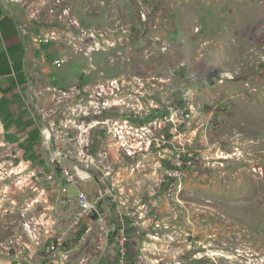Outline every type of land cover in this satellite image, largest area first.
I'll use <instances>...</instances> for the list:
<instances>
[{"label": "rangeland", "instance_id": "rangeland-1", "mask_svg": "<svg viewBox=\"0 0 264 264\" xmlns=\"http://www.w3.org/2000/svg\"><path fill=\"white\" fill-rule=\"evenodd\" d=\"M21 3H0L1 74L29 81L3 49L28 41L40 46L43 119H73L68 106L89 100L100 110L67 120L74 144L63 146L83 167L93 159L94 177L79 184L91 197L116 192L105 216L127 228L124 264H264V0ZM7 108L1 100L8 123ZM3 134L0 126V264H120L114 230L107 236L95 216L85 227L76 216L62 223L68 251L42 245L34 189L45 178L13 185L22 162Z\"/></svg>", "mask_w": 264, "mask_h": 264}, {"label": "crops", "instance_id": "crops-1", "mask_svg": "<svg viewBox=\"0 0 264 264\" xmlns=\"http://www.w3.org/2000/svg\"><path fill=\"white\" fill-rule=\"evenodd\" d=\"M27 34L31 33L28 32ZM32 36L33 35L30 37ZM0 47L2 46L0 45ZM39 48L40 46H36L35 50H32L28 41H26L25 44L24 41L19 39H13L9 43H5L3 48L4 54L7 55L12 66L16 65L20 69L19 71L21 72L22 78L29 76V81H21L19 77L20 75H16V71L13 73L6 72L1 74L2 66L0 64V101L3 99L7 100V111L9 113L8 118H11L7 123L0 115V120L3 124V130L5 132L3 137L7 139V142L11 146V150L15 151L16 157H18V162H22V164L29 169H44L48 172L51 170V165L48 162V154L42 145V126L41 120H39V118L41 119L42 117L37 113L39 98L37 97V94L35 95V90H38L36 87L37 80L39 78L37 77H41L45 81V75H39L36 70L39 66L36 59L37 56H40L38 53V50H40ZM41 57H44V53ZM40 66H42V64H40ZM44 71V73L47 72L46 68ZM38 183H41L39 188L34 190H36L35 192L39 201H43L44 210L38 211L40 215H43L40 220L42 223L44 222V224H41L38 227L41 229L40 232L43 237V241H41V243L46 247V245H48V243L54 238V234L63 229L62 223L64 222V224H67L68 219L71 220V217L75 218L79 212V205L77 201L79 187L73 184H68L64 177L59 174L53 181L43 179ZM68 185L75 187V195L70 196ZM63 188H66L67 191L62 192ZM27 189L28 190L19 192L21 193V197H29L30 189ZM10 196L14 195L11 194ZM50 198L52 201H49ZM26 204L30 205L29 202ZM75 204L76 207L74 206ZM30 211V206L26 208L22 207V214L27 215V222L29 220ZM90 220L91 217H87L85 220L80 222V225L85 227L89 224ZM25 223H22V229L27 231V228L29 229L30 226L29 222V227H26ZM110 244L114 246L112 238ZM70 247L72 246L66 245L62 250L68 251V248Z\"/></svg>", "mask_w": 264, "mask_h": 264}, {"label": "built area", "instance_id": "built-area-1", "mask_svg": "<svg viewBox=\"0 0 264 264\" xmlns=\"http://www.w3.org/2000/svg\"><path fill=\"white\" fill-rule=\"evenodd\" d=\"M4 0H0V3ZM12 2H19L21 3V0H8ZM55 1V0H54ZM22 4V3H21ZM90 104L89 106H82L81 104H76L73 106H68L67 113L70 114L73 119H65V120H59L56 116L51 120L50 118L46 117L45 119L39 118L41 120V126H42V135H43V148L48 154V162L51 165L50 171H45L44 169L39 170H29L28 172L25 171L27 167H25L22 163H20L17 168L12 169L11 173L17 174V177L13 180V185L16 184L18 188H23L24 186H27L28 183L34 181H39L43 178L47 180L53 181L55 177L59 174L62 177H64L65 181L68 184H73L75 186H78V194H77V201L79 205V212L76 215L75 223L81 222L85 220L87 217L95 216L97 220H100L104 223V230L106 232V235L109 236V233L111 231H117L115 238L112 240V243L116 247L119 255V262L120 264L125 263V254L126 249L125 246L129 241V238L127 236V228L125 225H122L121 219L119 224H115L114 215L109 214V218L105 216V210H111L113 208V205L116 204L118 201L116 192H114L113 188L110 186L107 187H101L99 189L98 193L91 197L89 192L86 190L85 187H80V183H85L90 178L94 177V172L89 169V163H92L93 159L89 158L87 164L83 167L81 164V159L77 160L72 159L70 152H68L66 149L67 147L63 146L65 143L72 142L74 144V140H72V137H70V140H65V133H64V127H68L69 124L66 123V121H70L71 123L74 121V119L77 120L78 117H81V119H86L88 116H95L97 117V114L100 110L97 109L96 106H93L92 100H89ZM62 115L64 113H61ZM1 121V120H0ZM102 123L106 124V121H98L96 119V125ZM81 124V122L79 123ZM1 129L3 130V124L0 123ZM95 127L94 123H91L89 125V128ZM89 128L86 126L84 128V132H86V135L89 134ZM82 132V129L80 130ZM83 133L78 136H75L74 139L76 140L75 145L82 146V143L84 138H82ZM88 137V136H87ZM89 142L93 143V139L89 137L87 139L86 145L87 149H89ZM79 148V147H78ZM83 148H85L83 146ZM90 157V155H88ZM87 161V160H86ZM69 162H73L70 164ZM13 174H11V177ZM11 184H8L4 186L3 190L5 192L10 191ZM67 189L63 188L62 192H66ZM39 201V199L37 200ZM113 212V211H111ZM122 217V216H121ZM112 221V222H110ZM28 225V223H26ZM67 231L61 230L54 234V238L48 243L47 249L49 252H54V250H60L63 249L67 242Z\"/></svg>", "mask_w": 264, "mask_h": 264}, {"label": "water", "instance_id": "water-1", "mask_svg": "<svg viewBox=\"0 0 264 264\" xmlns=\"http://www.w3.org/2000/svg\"><path fill=\"white\" fill-rule=\"evenodd\" d=\"M116 233H117V231L115 230V231L113 232V235H112V240L115 238Z\"/></svg>", "mask_w": 264, "mask_h": 264}, {"label": "trees", "instance_id": "trees-1", "mask_svg": "<svg viewBox=\"0 0 264 264\" xmlns=\"http://www.w3.org/2000/svg\"><path fill=\"white\" fill-rule=\"evenodd\" d=\"M111 235H113V233Z\"/></svg>", "mask_w": 264, "mask_h": 264}]
</instances>
